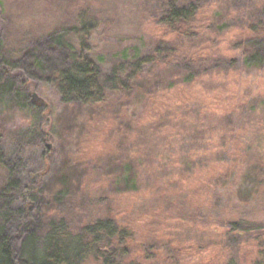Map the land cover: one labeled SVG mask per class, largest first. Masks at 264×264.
Segmentation results:
<instances>
[{"label": "rangeland", "instance_id": "rangeland-1", "mask_svg": "<svg viewBox=\"0 0 264 264\" xmlns=\"http://www.w3.org/2000/svg\"><path fill=\"white\" fill-rule=\"evenodd\" d=\"M163 1L0 0L2 58L17 59L27 49L36 47L45 54V67H65L69 64L66 59L67 50L79 49L77 31L81 22L90 21V24L95 25L90 39H87L90 49L88 56L98 67L100 82L106 88L105 104L89 112L77 113L71 119L72 122L67 124L55 121V116L60 112L56 108L54 117L49 113L41 124L42 131L48 130L65 141L62 152L65 154V161L73 169L70 173L80 179L78 186L74 184L78 191L72 195L73 199L57 205L54 211L58 213L57 218L66 219L74 232L97 219H112L129 230L132 234L127 244L130 253L123 264H264V259L258 257V246L261 242L264 243V230L237 234L231 231H236L245 224L256 230L264 227V182L256 194L249 195V188L245 187L240 197L238 195L225 207H219V221L213 226L201 218H193L196 212L198 215L206 214L207 205L202 198L192 196L190 189L185 188L191 183L185 181L186 184L173 187L174 190L163 189L170 187V183H166L168 180H176L178 170L183 172L182 168L175 167L178 166L177 161L180 163L182 160L183 154L180 151L182 149H178L181 137L174 127H178L174 121L179 117L195 121L191 128L192 134H195V124H199L200 119L209 123L207 127H214L211 131L205 128V132L199 128L200 132L194 140L205 143L209 152L214 155L223 154L224 157L215 159L221 162V171L229 166L235 167L252 153H237L241 143L244 149H248L260 142L264 153V70H245L241 56H238L240 49H236L241 37L239 26L242 20L254 17L264 22V8L260 12L255 7L261 0H232L230 3L224 0H199L200 5L205 2V8L198 17L203 26L192 41H176L155 25L152 14L156 5ZM50 36L62 37L63 45L68 49L55 50L53 46L50 49L47 46ZM158 45L159 48H175L186 57H193L194 53L205 57L214 56L203 67L209 68L207 66L213 64L215 69L208 72L212 76L203 78L201 75L196 78L194 90L179 87L180 91L175 92L178 87L175 83L176 71L172 68L163 75H147L148 90L158 88L160 92H156L158 99L154 110L148 104H145V108L141 107L133 95L126 96L121 91L109 90L112 89V76L116 80H122L138 59L150 55ZM158 68L155 67L152 73L158 71ZM168 76L174 79H169ZM47 89L45 95L54 107L55 94L52 89ZM32 95H35L34 100L40 96L36 91ZM180 98L182 101L178 102ZM251 98L256 104L251 117L241 120L238 116H233L231 120L233 123L238 120V124L227 128L228 133L223 127H218L222 116L232 111V106ZM190 100L192 103L196 102V105L191 106ZM206 105L215 107L206 110ZM155 121L163 127L153 128L154 126L147 125ZM69 123H72L70 127ZM29 125L30 119L23 113L2 114L0 106V128L5 126L10 132H18L26 130ZM203 133L204 136L198 140ZM239 135L241 143L238 142ZM223 139L227 148L220 149L219 143ZM190 143L191 140H187L184 149ZM44 148L51 155V160L46 165V173L49 171L48 175H51L60 169L59 158L62 159V154L59 157L57 140L46 142ZM32 149L29 154L20 158L19 168L21 177L39 184L41 181L36 172L41 151L37 153L35 146ZM165 157L168 166L174 168L165 173L161 182H157L160 178L155 177L162 172L160 163ZM18 160L15 153L8 163L14 166ZM117 161L121 164L132 162L134 168H137L135 172L141 176L136 181V188H113L111 180L112 174L116 173L114 167ZM202 172L203 170L198 169L196 171ZM6 177L4 171L0 170L2 185ZM51 188L52 191L57 189L54 184ZM178 189H182L187 198L182 200L181 206L167 207L163 200H175L171 196H177ZM23 194L27 199L28 192L23 191ZM198 202L200 206H197ZM12 234L17 235L15 231ZM16 246L18 249L19 242ZM84 264L101 263L88 259Z\"/></svg>", "mask_w": 264, "mask_h": 264}, {"label": "trees", "instance_id": "trees-1", "mask_svg": "<svg viewBox=\"0 0 264 264\" xmlns=\"http://www.w3.org/2000/svg\"><path fill=\"white\" fill-rule=\"evenodd\" d=\"M224 2L230 3L232 0H224ZM204 4L205 2L200 5L199 0H164L156 5L152 20L167 36L174 37L176 41H192L203 26L198 17L202 9L205 8ZM255 7L258 8L256 11L261 12V8H264V0H261ZM256 19L252 17L249 20L241 21V26H239L241 37L236 45V49H240L238 56H241L242 66L248 72L264 70V22ZM78 20L81 22L79 17ZM234 20L236 19L234 18ZM89 22H81V27L77 31L78 51L68 49L63 45L64 42L60 36L49 37L47 46L50 49V46H53L55 50L68 49L66 59L69 60V64L65 67H45V54L36 47L27 49L26 53L17 59L0 57L2 114L21 112L30 119V125L26 130L10 132L4 128L5 126L0 128V170H3L7 176L4 184L0 183V264H84L88 259L99 261L101 264H123L129 256L130 251L127 244L131 240L132 234L114 220L97 219L93 223L79 227L80 229L74 232L67 224L66 219L57 218L58 213L54 211L57 205L67 199H73L72 195L77 193L76 185L80 179L70 173L73 169L65 161V154L62 153L65 141L55 137L48 130L42 131L41 124L49 113L52 118L54 117L56 108L60 111L55 116L56 122L61 121L65 124L72 122L71 119L75 118L77 113L89 112L97 106L104 105L107 97L106 88L100 82L99 69L88 56L90 49L87 39H90L95 28V25ZM159 47V45L156 46L150 55L138 59L129 74L122 80H116L112 76L110 82L112 89L109 90L111 92L121 91L126 96L133 95L141 107L145 108L147 106L145 104H148L153 109L155 101L158 99L157 93L160 92H158V88L148 90L147 75H159V73L163 75L172 68L176 71L175 83L178 88L175 92L180 91L179 87H185L184 90L190 88L194 90L193 84L196 78L201 75L203 78L212 76L208 72H213L215 69L213 64L207 66L209 68L203 67L207 65L208 59L214 56L205 57L194 53L193 57H189V55L186 57L183 52L179 53L175 48ZM155 67L158 68V71L152 73ZM163 68L165 69L162 70ZM169 79L174 78L170 76ZM47 88L52 89L55 94L56 104L54 107L48 102L45 95ZM164 89L170 90V88ZM34 91L38 92L40 96L33 101L31 94ZM188 97L190 99L189 95ZM181 101L180 98L178 102ZM190 102L191 106L196 105V102L192 103L191 100ZM255 105L254 99L251 98L237 106H232V111L222 116L221 124L218 127H223V130L227 131V128L237 125L238 120L235 121L236 123L231 120L235 115L241 120L251 117L250 114L254 113ZM214 107V105H206L205 108L208 110ZM198 121H200L199 124H195V134L191 133L195 121H187L184 117H179L174 121L178 126H174L177 135L181 137L178 149H182L180 151L183 152L182 160L180 163L178 160L176 164L178 166L175 167L182 168L183 172L178 170L179 175H175L176 180H168L166 183L169 182L170 187L163 189L174 190L173 187L178 185L181 187L185 181L191 183L189 187L185 188L190 189L192 196L202 198L207 205V209L205 208L207 215H198L196 212L193 218H201L208 225L213 226L219 221L218 208L225 207L238 195L240 197L245 187L249 188V195L257 193L261 183L264 182V153L260 142L252 148L244 149L239 135L238 142L241 143V146L236 152L240 151L243 154L250 151L249 153H252L244 159L245 161L241 160L235 166L236 168L229 166L221 171L223 166L220 161L215 159L224 157L223 154L214 155L209 152L205 143H198L194 140L200 130L205 132V128H209L211 131L214 127H207L209 123L205 120ZM71 124L69 123L68 126L70 127ZM147 125L154 126L153 128L163 127L157 121L147 123ZM199 128L200 130H198ZM204 134H201L198 140H201ZM236 134L238 135V132ZM229 139L231 140L230 135ZM55 140H57L59 148L58 155L60 157L62 154V159L59 158L60 169L48 175L49 171L46 173V165L50 162L51 155L49 151L45 150L44 144ZM187 140H191V143L184 149ZM224 141L223 139L219 143L218 148H227ZM254 141L256 143L255 139ZM33 146L37 153L41 151L36 172L38 180L41 181L39 184L31 182L27 177H21L22 173L19 168L20 158L29 154L33 150ZM15 153L19 160L14 166H10L8 162ZM165 159L166 157L160 163L162 172L156 174L155 178H160L157 182H161L165 173H169L174 168L168 166ZM117 162L114 167L116 173L112 174L111 180L113 188L116 190L136 188V181L141 176L136 174L137 168H134L132 162L125 164ZM138 162L141 163V161ZM61 166L63 167L61 168ZM197 169L203 170L202 174L196 173ZM75 183L76 185H74ZM53 184L57 187L55 191L51 190ZM182 189L177 190V196H171L175 200L167 195L166 197L169 199L163 200L164 204L166 203L167 207L181 206L182 200L187 198V195L182 193ZM23 191L28 192L27 199ZM197 206H200L199 202ZM33 211L35 213L32 215ZM180 216L182 215L180 214ZM263 230L264 227L256 230L245 224V226H240V229L231 231L233 234H237V232L249 233ZM12 231H15L17 235H13ZM258 247V257L264 259V243L261 242Z\"/></svg>", "mask_w": 264, "mask_h": 264}, {"label": "water", "instance_id": "water-1", "mask_svg": "<svg viewBox=\"0 0 264 264\" xmlns=\"http://www.w3.org/2000/svg\"><path fill=\"white\" fill-rule=\"evenodd\" d=\"M34 98H35V95H32V99L34 101ZM36 100V99H35ZM47 148L49 149L50 148V145L47 146Z\"/></svg>", "mask_w": 264, "mask_h": 264}]
</instances>
